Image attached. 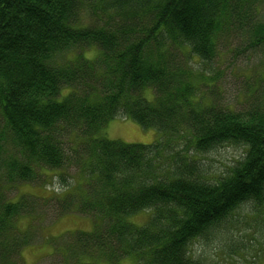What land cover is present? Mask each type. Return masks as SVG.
Returning <instances> with one entry per match:
<instances>
[{"label": "trees", "instance_id": "trees-1", "mask_svg": "<svg viewBox=\"0 0 264 264\" xmlns=\"http://www.w3.org/2000/svg\"><path fill=\"white\" fill-rule=\"evenodd\" d=\"M263 7L264 0H0V153H8L0 264H22L35 221L71 214L94 220L92 231L74 234L73 260L214 264L223 256L238 264L252 247L247 264L264 258L230 222L244 205L264 219V108L226 105L214 66L221 46L264 51ZM263 85L257 76L247 95L262 97ZM117 118L159 138L108 139L105 128ZM225 146L243 154L214 172L204 157ZM40 169L62 186L54 183L47 197L7 198L41 182Z\"/></svg>", "mask_w": 264, "mask_h": 264}, {"label": "rangeland", "instance_id": "rangeland-1", "mask_svg": "<svg viewBox=\"0 0 264 264\" xmlns=\"http://www.w3.org/2000/svg\"><path fill=\"white\" fill-rule=\"evenodd\" d=\"M260 20L264 21V7L260 13ZM237 44L231 47L221 46V55L217 57V63L214 65L217 70L222 72L221 91L222 101L226 105L235 106L239 110H247L257 104H261L264 108V85L261 88L262 97L257 94V98H251L248 85L257 76H264V51L262 48L254 49V47L239 46ZM245 48V49H244ZM68 90H64L66 93ZM258 91V90H257ZM147 97L150 98V93L147 92ZM105 136L111 140H121L125 143L151 144L159 138V133L154 129H145L138 123L123 118H117L109 122L105 128ZM10 151V150H9ZM243 149L236 146H225L208 156L204 157L205 161L211 162L212 170L217 173L223 171L226 165L232 164L234 160L239 159L243 154ZM8 157V153H0V175L4 172V163ZM42 174L41 182L29 184L23 183L18 186V190L11 189L6 192L7 198L15 199L22 193H29L38 197H47L53 189L54 183L58 188L62 184L60 181L51 178L55 172L40 169ZM75 170L70 173L75 174ZM45 175H47L45 177ZM45 182L47 189L45 188ZM58 191V190H56ZM60 191V190H59ZM250 205L244 207L237 212V215L230 219L232 226L235 227L234 232L242 243L255 247L257 253L264 255V219H257L251 213ZM51 216V218H50ZM146 214H141L134 218L138 223H143L146 219ZM249 217V219H248ZM46 221L40 219L35 221L36 237L22 252V264H91L92 260L85 257L78 260H73L70 254L74 234L78 231L89 232L94 229L93 218L89 216L71 214L64 215L60 218H53L49 215ZM31 218L22 219L20 223L23 227H27L31 222ZM231 224H229L231 226ZM71 243V244H70ZM197 249H203V244H197ZM253 247L238 259V264H247L246 261H251L253 258ZM261 255V257H262ZM215 260V259H214ZM236 261V260H235ZM235 261L233 264H235ZM229 260L223 256L214 264H228ZM96 264H107L103 261ZM257 264H264V258H259Z\"/></svg>", "mask_w": 264, "mask_h": 264}, {"label": "bare ground", "instance_id": "bare-ground-1", "mask_svg": "<svg viewBox=\"0 0 264 264\" xmlns=\"http://www.w3.org/2000/svg\"><path fill=\"white\" fill-rule=\"evenodd\" d=\"M217 245V244H216Z\"/></svg>", "mask_w": 264, "mask_h": 264}]
</instances>
